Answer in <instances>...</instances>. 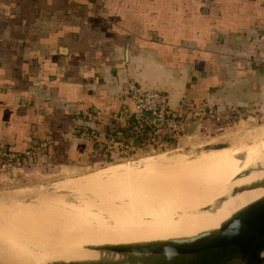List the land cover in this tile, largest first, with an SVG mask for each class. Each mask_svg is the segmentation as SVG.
Returning <instances> with one entry per match:
<instances>
[{"label": "crops", "instance_id": "1", "mask_svg": "<svg viewBox=\"0 0 264 264\" xmlns=\"http://www.w3.org/2000/svg\"><path fill=\"white\" fill-rule=\"evenodd\" d=\"M130 81L168 95L181 123L160 136L174 145L220 116L264 112V0H0L7 151L71 167L86 131L130 105ZM32 167L0 179L29 182Z\"/></svg>", "mask_w": 264, "mask_h": 264}, {"label": "rangeland", "instance_id": "2", "mask_svg": "<svg viewBox=\"0 0 264 264\" xmlns=\"http://www.w3.org/2000/svg\"><path fill=\"white\" fill-rule=\"evenodd\" d=\"M233 114L216 117L217 119L213 120L208 129H201L194 137L179 138L180 141L177 138V145L162 140L164 147H143L136 152L116 153L108 161L92 162L88 157L86 160L75 162L69 168L51 170L33 166L29 178L32 180L26 183H12L0 179V195L15 193L30 195L22 202H0V207L13 204L33 206L43 210L40 215L13 218L10 229L1 225L0 264H53L56 261L55 257L61 259L64 257L59 256L53 247L83 246L81 250H86L91 245L142 242L138 231L136 233L125 230L126 233L125 231L120 233L121 226L116 224L112 217L101 212L96 206L98 201L90 194L79 195L63 186L75 184L85 177L100 174L112 167L119 169L131 167L141 170L146 166L170 167L177 162H193L201 158L214 160L228 150L216 152L207 149V146L217 143L229 142L232 144L231 148L238 147L241 143H244L245 147H251L255 140L264 143V112L257 111L256 116L244 110L235 111ZM183 150L191 160L168 162L162 158V156L173 157L174 153ZM255 163L246 170L255 167ZM225 188L214 191L200 207L189 208L183 213L182 218L195 215V211L209 207L212 199L219 196ZM204 197L206 195L202 198ZM175 218L173 215L167 217L163 225L171 226ZM192 229L190 228L189 232ZM10 231L14 232V235ZM36 238L39 239L37 242Z\"/></svg>", "mask_w": 264, "mask_h": 264}, {"label": "bare ground", "instance_id": "3", "mask_svg": "<svg viewBox=\"0 0 264 264\" xmlns=\"http://www.w3.org/2000/svg\"><path fill=\"white\" fill-rule=\"evenodd\" d=\"M220 155V158L214 160L201 158L193 162H177L170 167L146 166L141 170L112 167L63 187L79 195L90 194L98 201L96 206L101 212L112 217L116 224L121 226L120 233L125 230L139 232L141 241L195 237L219 229L234 213L264 197V189L244 192L234 198L230 197L222 206L213 210L215 213H199L194 210L195 215L182 218L189 208L204 204L214 191L226 187L219 196L212 199L210 206L215 200L229 194L237 185H249L264 177V173L253 174L236 183L238 175L249 166L255 162L264 164V143L261 141H253L251 147H245V144L241 143ZM162 158L168 162L191 160L184 150L177 151L173 157ZM204 195L206 197L202 198ZM18 198L20 199L15 202L24 201L23 197ZM42 211L41 208L33 206H1L0 228L4 226L10 229L13 218L40 215ZM172 215L176 217L172 225H163L167 217ZM190 228L193 229L189 232ZM11 233L14 235V232ZM37 240L39 239L36 238V242ZM81 247L83 246L53 247L59 256H64L62 259L55 257L53 264H67L73 258L88 261L103 258L98 253L81 250ZM14 252L16 253V250Z\"/></svg>", "mask_w": 264, "mask_h": 264}, {"label": "water", "instance_id": "4", "mask_svg": "<svg viewBox=\"0 0 264 264\" xmlns=\"http://www.w3.org/2000/svg\"><path fill=\"white\" fill-rule=\"evenodd\" d=\"M142 115L153 121L150 113ZM191 127V126H190ZM189 125L183 129L190 130ZM229 142L207 146L210 150L231 148ZM264 173V164L242 172L236 181L247 179L253 174ZM264 189V177L249 185H237L229 194L215 200L212 206L199 213H215L230 197L244 192ZM29 194L0 195V202L23 200ZM21 201V200H20ZM87 251L103 256L96 261L74 259L67 264H264V197L244 207L225 221L221 227L190 238H171L148 242L104 244L88 246Z\"/></svg>", "mask_w": 264, "mask_h": 264}, {"label": "built area", "instance_id": "5", "mask_svg": "<svg viewBox=\"0 0 264 264\" xmlns=\"http://www.w3.org/2000/svg\"><path fill=\"white\" fill-rule=\"evenodd\" d=\"M126 95L137 113V121L129 125L130 147H161L159 135L162 128H176L181 123L176 112L170 108L168 95L157 90H144L133 81L128 82ZM143 112L152 114L153 121L144 117ZM35 163L36 153H13L0 145V173L12 171L22 164L34 166Z\"/></svg>", "mask_w": 264, "mask_h": 264}, {"label": "trees", "instance_id": "6", "mask_svg": "<svg viewBox=\"0 0 264 264\" xmlns=\"http://www.w3.org/2000/svg\"><path fill=\"white\" fill-rule=\"evenodd\" d=\"M129 104L125 110L112 117L106 124L104 121H100L101 126L95 133H91L90 130L86 131L88 137H90L88 150L74 153L71 158L72 162L86 160L88 157L92 159V162L108 161L112 158L113 154L124 153L126 151L136 152L141 149L139 147H130L129 125L137 121V113L132 104L130 102ZM87 118L96 120L91 114H88ZM100 134L105 136L104 139H100ZM165 143H169L168 138L165 140Z\"/></svg>", "mask_w": 264, "mask_h": 264}]
</instances>
